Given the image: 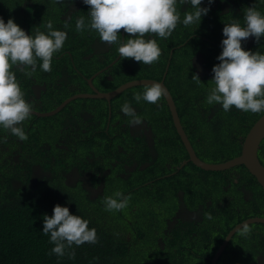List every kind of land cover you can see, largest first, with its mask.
I'll return each mask as SVG.
<instances>
[{"label": "trees", "instance_id": "trees-1", "mask_svg": "<svg viewBox=\"0 0 264 264\" xmlns=\"http://www.w3.org/2000/svg\"><path fill=\"white\" fill-rule=\"evenodd\" d=\"M75 1L77 0H62L56 3L54 0H0V15L5 23L10 18L14 19L28 35L34 36L37 27L47 32L46 25L49 20L52 21L54 30L67 33L62 50L53 55L50 72H44L40 68L41 61H38L36 72L31 77L26 76L15 66L11 69L20 83L25 101L37 109H50L75 92L89 90L86 78L101 67L97 60L98 51L93 53L91 47L95 38L100 39L98 32L89 30L88 27L82 33L76 31V20L81 16L85 18L86 26L90 25V7L81 0L76 8L70 9ZM213 2L209 5L208 0H202L201 7L210 9L207 15L202 16L200 23L184 26L182 23L184 13L194 9L188 3L180 4L178 0L177 7L181 19L172 35L162 39L156 34H149L156 39L162 50L158 62L144 65L133 58H121L119 60L121 65L131 66L126 73L113 79L111 66L106 73L97 74L93 83L100 90L108 91L121 83L123 77L153 75L160 77L168 52L174 46L165 81L177 109L183 112L180 114L181 120L185 128L193 132L192 139L190 137L189 139L197 155L203 159L210 157L208 161L222 162L239 154L244 135L260 114L246 113L235 106L225 112L221 104L210 105L205 102L210 90L181 92L178 84L176 86L173 82L175 72L183 68L188 73L191 85L207 83L211 87L215 86L212 81L214 75L200 77L195 71L193 61L188 60L189 57L184 60L186 67L176 60L178 54L188 55V49L194 46L192 51L200 57L202 66L212 69L214 65L220 63L217 57L222 52L221 42L225 38L223 27L234 19L239 20L243 26L245 9L250 7V4L247 0H232L222 12L224 9L218 6L219 0ZM254 4L257 10L264 14V0L260 2L255 0ZM65 23L68 24L67 28L64 27ZM125 36V39L129 38V34L126 33ZM259 41L264 44V37ZM259 41L253 37L242 41L241 46L246 51L257 52L255 48ZM259 52L264 54V48ZM102 53L106 57H112L113 45H108ZM108 75L111 76L110 79L107 78ZM193 75H198L201 82L192 79ZM35 82L45 85L40 89L38 96L32 93L30 87ZM146 86L139 85L124 90L119 95L126 99L122 103L115 102L116 97L111 99L110 104L106 99L76 98L53 115L32 114L23 122L24 131L28 136L26 141L19 140L0 126V141L7 146L5 150H0V264H142L148 258L156 264H179L175 257V239L179 237L169 239L167 236L169 234L165 235L166 246L161 248L157 243L158 236L153 234L158 227L154 224L161 223L173 215L181 202L194 204L195 201L198 202L197 196L200 191L207 188L218 189L221 185L227 187L230 197L234 196L227 205L230 215L242 213L244 219L261 216L264 213V191L244 165L223 171H209L188 161L172 178L176 183L171 181L163 185L160 179H155L165 169L164 163H168L169 158L173 163L171 165L177 166L187 157L171 118L166 115L169 117L167 121L161 115L160 102H164L163 96L156 104L144 100L137 103L133 99V94H143ZM126 101L141 111L145 107L150 108L145 114V119L153 124L155 135L151 146L145 142L136 146L133 139V143L129 142L130 146H124L131 153L128 160L150 162L145 170H136L132 176L124 179L119 175L120 169L123 170V164L113 166V161L119 159L118 154L124 153L118 150V144L123 146L128 138L120 140L113 138V106H122ZM201 110L209 111L213 116L209 119L200 112ZM187 111L194 112V116L186 115ZM224 113L227 114L228 120L221 117ZM200 121L209 124L210 127L204 130ZM229 121L234 126H231ZM5 137L6 142L3 140ZM153 154L157 157H151ZM258 157L264 165V138L258 150ZM33 166H41L50 174L33 180L31 178ZM73 167L81 174L89 172L88 183L92 187L101 185V191L91 194L82 180L67 179L65 173ZM135 177L138 180H135ZM147 179H154V182L143 187H133ZM220 179L224 181L223 184H220ZM178 183H181L183 193H177L175 190L174 187ZM241 188L248 194L245 195ZM116 191H121L131 199L138 196L149 202L143 203L142 209L129 202L131 206L115 211L116 216H113V211L105 210L104 199ZM169 199L172 201L171 205H168ZM57 204L68 207L70 214L89 221V229L95 228L97 231L98 243L85 242L81 246L73 245L72 249L68 250L75 252V259H70L67 254L63 257L50 255L55 245L50 243V234L46 236L42 233L43 217L52 216L53 208ZM167 207L169 211L164 212ZM209 213L213 217L214 210H207L204 213L205 220ZM251 224L249 226H252ZM255 226L261 228L257 236L259 239L251 233L243 240L246 244H251L253 250L237 256L227 252L228 264H246L245 262L252 258H246L245 255L253 251L264 252V224L256 223ZM161 228L162 226L159 230ZM128 233L129 239H126ZM210 233L205 231L206 239ZM182 241L181 238L180 242ZM191 250L198 249L190 246L187 252L190 253ZM150 251L154 255L150 254ZM187 260L188 264H193L197 259Z\"/></svg>", "mask_w": 264, "mask_h": 264}, {"label": "clouds", "instance_id": "clouds-1", "mask_svg": "<svg viewBox=\"0 0 264 264\" xmlns=\"http://www.w3.org/2000/svg\"><path fill=\"white\" fill-rule=\"evenodd\" d=\"M56 3L62 0H54ZM213 0H208L209 5ZM90 7V25L85 24L83 16L76 20V31L82 33L86 27L95 30L101 42L108 45L117 44L122 58H133L144 65L158 62L162 54L155 38L148 34H156L159 38L167 39L172 35L181 19L178 11V0H83ZM180 4L188 3L194 11L184 13L182 23L189 26L201 22L207 15L208 7H201L202 0H179ZM65 28L68 24L65 23ZM47 32L36 28L35 35H28L10 18L7 23L0 18V126L6 132L26 141L23 122L32 115L33 105L26 102L24 93L15 73L14 66L26 76L31 77L37 69L38 61L44 72L52 70L51 63L54 53L62 50L67 39L65 31L54 30L51 20L46 25ZM123 29L129 38L120 39L119 32ZM222 52L217 57L220 61L214 65L212 72L215 86L211 88L206 98L208 104H221L225 112L232 106L243 112L264 114V54L246 51L241 42L255 38L258 42L264 37V14L255 6L245 9L244 25L239 20H232L223 27ZM30 69V70H29ZM192 79L201 82L198 75ZM166 94L164 87L153 82L147 85L143 94L134 93L133 99L139 103L144 100L156 104ZM122 112L131 117V124L143 123L131 102H125ZM6 142L7 137L3 138ZM121 191L114 192L104 199L105 210L121 211L130 201ZM212 219L211 214H207ZM89 221L70 214L69 208L55 205L53 215L43 217V234H50V243L55 246L50 255L63 257L66 254L75 259V252H69L73 245L81 246L85 242L98 243L97 231L89 229ZM251 228L247 223L240 227L241 236H249Z\"/></svg>", "mask_w": 264, "mask_h": 264}, {"label": "flooded vegetation", "instance_id": "flooded-vegetation-1", "mask_svg": "<svg viewBox=\"0 0 264 264\" xmlns=\"http://www.w3.org/2000/svg\"><path fill=\"white\" fill-rule=\"evenodd\" d=\"M79 1H81V0H77L74 3H72V5L70 6V9L76 8V5H78ZM229 1H232V0H219L218 6H221L224 9L222 12H224L226 10V8L229 6ZM235 1H237V0H235ZM243 1H245V0H243ZM250 1H252V0H250ZM233 3H234L233 5H235V2H233ZM249 4H250V7L255 5L254 2H250ZM213 5L215 6V2H213ZM70 13L71 12L69 10L68 14H70ZM119 35H120L121 40H125L126 33L124 32L123 29L120 30ZM148 37L152 38V36L149 34H148ZM250 39L251 38H249V40ZM247 40H245V41H247ZM91 47L93 48V53L98 51L97 52L98 53L97 60H99L101 67L99 68L98 71H96L95 73H93L92 75H90L89 77L86 78V81H87L88 86H89V90H84L82 92L78 91L75 93L92 92V89H91L90 83H89V79L91 80V84L98 91L107 92V90H100L99 88H97L95 86V84L93 83V79L95 78V76L99 73H103V72L106 73L109 70V68L111 66H113V79H114V77L121 76L122 74L126 73V70L131 68L130 65L124 66V65H121V63H119V60L122 58L118 52L119 45L113 44V56L112 57H106L102 53L107 49L108 45H107V43L101 42L100 39L95 38L91 43ZM174 48L175 47L172 46L168 52L167 61L165 63L164 69H163L160 77H158L156 75H153V77H137V78L136 77L134 78V76L130 77V78L123 77V78H121L122 82L115 85L113 87V89L118 87L122 83L128 82V81L133 80V79L151 78V79H156V80L163 79L164 84L166 85V87L168 88V90L171 93V90L168 87L165 79H166V76H167V73L169 70L170 60H171ZM186 57H189L188 58L189 61L190 60L193 61L194 66L196 67L195 71L197 72V74L200 77H203V76L206 77V76H213L214 75L211 68L209 69L205 65L202 66L201 59H200V57H198L197 53L193 52L192 50H189V54ZM107 78L110 79L111 76L108 75ZM30 87H31L32 93L35 94L36 96H38L40 93V89L44 88L45 85L42 83L35 82V83H32V85H30ZM132 87H134V86H132ZM126 89H128V88H126ZM126 89H124V90H126ZM108 91H110V90H108ZM123 91H121L120 93H122ZM75 93H73V94H75ZM120 93L113 97V98L116 97L115 102L122 103V101L126 100L123 97H119ZM73 94H71V95H73ZM71 95H69V96H71ZM171 96H172V94H171ZM172 98H173V96H172ZM100 99H104V98H100ZM111 99L108 101L109 104H110ZM163 99H164V102L163 103L160 102V104H161V115L164 116V119L167 121L170 117L172 120L173 127L175 129L173 119H172L171 110H170L169 106L167 105V102H166L164 96H163ZM73 100H71V101H73ZM173 101H174V99H173ZM61 102H59L58 104H56L54 107H52L50 109H43V108L37 109L33 105L32 110H35L38 112L49 111V110L55 108ZM174 103H175V101H174ZM132 107L135 110L136 114L139 117H141V119L143 121L142 124L134 126L133 124H131L129 122L131 120V117L125 115L122 112V110H121L122 106L121 105L120 106H116V105L113 106V138H117L119 140L128 138L125 141L123 146L120 143L118 144V146H117L118 150H120L124 153L118 154L117 157H119V159L113 161V166H116V164H120V163L123 164L122 165L123 170L120 169L119 175L124 179H126V177H128V176H132L133 175L132 173L134 171H136V170L143 171L150 165V162L148 160H145V161H139L138 159L128 160L130 157L129 154H131V153L128 152V150H126L124 146L125 145L130 146L129 142H132V139L134 140V142L136 141V143H135L136 146L140 145L141 142H145L146 145L151 146L154 143L153 136L155 135L154 129L152 128L153 124L145 119L144 112L141 111V109L138 107H134V106H132ZM175 107H176V112L179 116L181 126H182L183 130L185 131V134H186L188 140L190 141L191 146L193 147L192 142L189 139V137L191 138V136H193V132L189 128H185V126L181 120V117H180V114L183 112L179 111L177 109L176 105H175ZM109 109H110V106H109ZM200 112L203 115L207 116V118H209V119L213 116V113H211L209 111L201 110ZM190 113H192V111H187L186 115L190 114ZM110 114H111V112L109 110V117L108 118H110ZM166 115H169V117H167ZM175 131H176V129H175ZM179 139H180V137H179ZM180 141H181V139H180ZM181 144L183 145L182 141H181ZM183 147H184V145H183ZM6 148H7V146L0 141V150L3 151ZM184 149H185V147H184ZM193 149H194V147H193ZM185 151H186V149H185ZM125 153H127V155H124ZM14 157H16V155ZM151 157H157V155L153 154V155H151ZM186 157L187 158L182 159L177 166L171 165V163H172L171 158H169L168 163L163 162L165 169L162 171V173H160V175L156 176L155 179L156 180L160 179L161 183H163V185H167V182L170 183L171 181H174L176 183V181L173 180L172 178L178 174V171L181 168L180 167L181 163L188 159L187 151H186ZM199 158L202 160L208 161V160L203 159L201 157H199ZM162 164H161V166H162ZM221 171H223V170H221ZM49 174H50V172L41 166H33L32 170H31V178L33 180L40 177V176L49 175ZM88 175H89V172L81 174L75 167H73L71 170H69L68 172L65 173L66 178L71 179L70 181H72V180L78 181V179L82 180L83 185L86 187V189L89 192H91V194L101 191V188H102L101 185L92 187L88 183V181H87ZM153 182H154V179L142 180V182L140 184H136L133 187L134 188L143 187V186H147ZM223 183H224V181L222 179H220V184H223ZM174 188L177 191V193H183L184 192L183 189L181 188V183H178L177 185H175ZM197 190H199V189H197ZM241 191L245 195L248 194L246 192V190H244V188H241ZM200 192L201 193H199V195L197 196L198 202L195 201L194 204H191V203L186 204L183 201L180 204H178V207L174 211L173 215H171L170 217H167L161 223H155L154 225H158V227L156 228L157 230L153 231V234L158 236L157 243L160 245L161 248L166 246V242L164 241V239L166 238L165 235L169 234V235H167L169 239L179 237V238L175 239V257L178 259L179 264H188L189 260H187V258H192V260L197 259L196 261L193 262V264H228V260H226V253L227 252H229V253L231 252L230 255H234V256L242 255L246 252L245 248L247 246H252L251 244H246V241H243L246 237L240 235V232H239L240 228L236 232H234L230 237H228V239H226L227 236L229 235L230 231L237 224H239L240 222H242L243 220H245L249 217L242 219V215H243L242 213H239V214L236 213V214L230 215V212L227 211V210H229V208L227 206L229 204V200L230 199L233 200L234 196L233 197L229 196V193L227 192L226 186L221 185V186H219L218 189L207 188V189L200 191ZM207 210H214V216L212 217V219H208V217H207V219L205 220L203 218V217H206V216H204V213L207 212ZM236 210H238V208ZM257 216H259V215H257ZM261 216L264 217V213H262ZM235 217H237V218H235ZM252 217H254V216H252ZM160 220H162V218ZM255 224L256 223H254V224L252 223L251 224L252 226H249V227L252 230L251 233L254 234L257 239H259L257 236H258L259 232H261V228L258 226H255ZM262 224H264V223H262ZM160 226H162V228L159 230ZM205 231L208 233L211 232L210 234H208L209 238H207V239L205 238ZM129 234L130 233L127 234L126 239H129ZM234 235H236V237ZM181 238L183 239L182 242H180ZM256 238H254V239H256ZM225 240H226V242H225L223 248L221 249L220 253L216 256V259L213 262V259L216 255L217 251L220 249L221 245L224 243ZM190 246H195L198 250L197 251L191 250V252L188 253L187 250L189 249ZM149 253L154 255V253H152V251H150ZM163 254H165V252ZM245 257L246 258H252V260L246 261L245 262L246 264H264V252H258L257 253L255 251H253L249 255H245ZM201 259H204V260H201ZM142 264H156V263L153 262L152 259L148 258Z\"/></svg>", "mask_w": 264, "mask_h": 264}, {"label": "water", "instance_id": "water-1", "mask_svg": "<svg viewBox=\"0 0 264 264\" xmlns=\"http://www.w3.org/2000/svg\"><path fill=\"white\" fill-rule=\"evenodd\" d=\"M0 18H2L1 15H0ZM153 82L160 83L166 90V94L164 95V98L167 102V105L169 106L171 110L172 119H173L176 132L178 133L187 151V154H188V159L182 162L180 167L183 166L187 161H191L197 167L203 170H209V171H221V170H226V169H229L237 165H244V167L249 171L251 175L254 176V178L256 179V181L258 182V184L264 191V165L261 163L258 157V150H259L261 141L264 138V114H260L259 117L249 127L248 131L246 132V134L244 135L241 141V148H240L239 154H237L236 156L228 160L222 161V162H209V161L202 160L197 156L195 150L191 146V143L185 134V131L183 130L181 126L179 116L176 112L175 103L173 101L170 91L164 84L163 79L161 80H156V79H151V78L133 79L128 82L122 83L118 87L114 88L113 90L107 91V92L98 91L91 84V80L89 79L92 92L75 93L67 97L66 99H64L59 105H57L55 108L49 111L38 112V111L32 110V114L36 116H49V115L55 114L59 110H61L65 105H67V103H69L71 100L76 99V98H104L107 101H109L111 98H113L114 96H116L117 94H119L121 91H123L126 88H129L132 86H139V85H150ZM259 222L264 223V217L254 216V217H249L243 220L230 231L226 239H228V237H230L234 232H236L240 227H242L243 224L259 223ZM225 242L226 240L221 245L220 249L217 251L213 259V262L215 261L216 256L220 253Z\"/></svg>", "mask_w": 264, "mask_h": 264}, {"label": "rangeland", "instance_id": "rangeland-1", "mask_svg": "<svg viewBox=\"0 0 264 264\" xmlns=\"http://www.w3.org/2000/svg\"><path fill=\"white\" fill-rule=\"evenodd\" d=\"M255 0H252V1H250V0H247V2H248V4L250 3V2H254ZM257 2H260L261 0H256ZM193 48H194V46H192V47H190L188 50H193ZM264 48V44L262 43V41H259V43L257 44V47L255 48V50H258V51H260V50H262ZM186 54L185 53H180V54H178L177 55V57H176V60H177V62H179V63H182V64H185L184 63V60H186ZM185 67H186V64H185ZM173 82H174V84H176V86H177V84H178V86H179V88H180V90H181V92H191V91H194V90H200V89H203V90H205V89H208V90H211V86L209 85V84H201V85H198V86H193V85H191V81H190V79H189V77H188V73L186 72V69H181L179 72H175V74H174V79H173ZM206 102V101H205ZM150 110V108L149 107H145L144 108V110H143V112H144V114H147V112ZM188 116H194V112H192V113H190V114H187ZM226 113H224V114H222L221 115V117L223 118V119H226V120H228L227 119V117H226ZM195 120H197V119H194V121ZM230 122V121H229ZM200 123V125H201V127L204 129V130H206V129H208L209 127H210V125L209 124H206V123H203L202 121H200L199 122ZM231 123V122H230ZM231 126H234V124H232L231 123ZM209 138V137H208ZM207 159H211L210 157H206ZM206 159V160H207ZM209 162H212V161H209ZM135 180H138V178L137 177H135ZM139 194H142V193H139ZM129 202H131V204L133 205V206H137V207H139L140 209H142L143 208V203H147V202H149V201H147V200H145V199H141V198H139L138 196H136V197H134V198H132V199H130V201ZM131 204H129L128 206H131ZM172 204V201L169 199V201H168V205H171ZM170 208H171V206H170ZM169 211V208L167 207L165 210H164V212H168ZM115 211H113V216H116L115 214ZM143 217V216H142ZM122 220V219H121ZM118 221V220H117ZM117 221H115V225L117 224ZM245 250L247 251V252H250L251 250H253V247L252 246H247L246 248H245Z\"/></svg>", "mask_w": 264, "mask_h": 264}]
</instances>
